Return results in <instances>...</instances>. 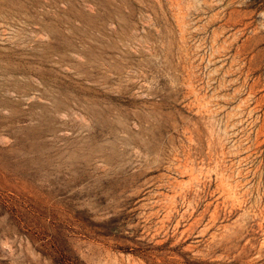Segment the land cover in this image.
I'll return each mask as SVG.
<instances>
[{"label": "rangeland", "instance_id": "1", "mask_svg": "<svg viewBox=\"0 0 264 264\" xmlns=\"http://www.w3.org/2000/svg\"><path fill=\"white\" fill-rule=\"evenodd\" d=\"M0 264H264V0H0Z\"/></svg>", "mask_w": 264, "mask_h": 264}, {"label": "bare ground", "instance_id": "2", "mask_svg": "<svg viewBox=\"0 0 264 264\" xmlns=\"http://www.w3.org/2000/svg\"><path fill=\"white\" fill-rule=\"evenodd\" d=\"M6 30V29H5ZM75 105V104H74ZM83 107V106H82Z\"/></svg>", "mask_w": 264, "mask_h": 264}]
</instances>
